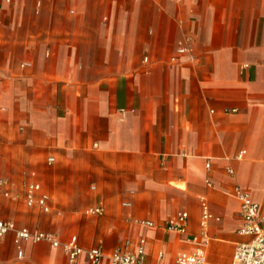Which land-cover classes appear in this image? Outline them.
Returning <instances> with one entry per match:
<instances>
[{
	"label": "crops",
	"instance_id": "0c3cea01",
	"mask_svg": "<svg viewBox=\"0 0 264 264\" xmlns=\"http://www.w3.org/2000/svg\"><path fill=\"white\" fill-rule=\"evenodd\" d=\"M0 177V219L106 255L142 236L145 264L195 248L205 196L207 258L230 264L248 238L232 187L264 212V0H0ZM28 182L49 210L26 204ZM181 209L184 234L165 227ZM65 262L0 236V264Z\"/></svg>",
	"mask_w": 264,
	"mask_h": 264
},
{
	"label": "built area",
	"instance_id": "2783aa9c",
	"mask_svg": "<svg viewBox=\"0 0 264 264\" xmlns=\"http://www.w3.org/2000/svg\"><path fill=\"white\" fill-rule=\"evenodd\" d=\"M9 2L10 0H4ZM176 51L178 53H191L193 46L191 37L183 36L177 41ZM23 65L29 64L27 61ZM121 116L125 111L119 108ZM238 158L242 156V150H239L236 155ZM54 159L53 156L47 157V162L50 163ZM209 163H206V167ZM228 173L232 174L233 169L227 167ZM8 181L4 177H0V188L3 193L8 194L6 188ZM40 189L38 182H28L27 191L25 193V201L27 205H37L40 209L47 211L49 205L47 204L46 194L35 195V192ZM231 193L239 201V213L241 216V226L239 233L246 235V240L236 243L232 260L230 264H264V212H260L259 204L253 200L249 191L235 184ZM200 227L201 232L194 234L191 240L197 242L195 248L187 254H179L175 257L173 264H214L206 255L204 244L206 242L205 229L211 219L218 217L211 211L208 200L205 196H200ZM124 205H129V201H123ZM101 207H87L85 213L99 214L102 213ZM188 212L186 210H178L173 216L168 217L165 221L166 229L180 234L187 231ZM137 222L144 225H153L154 221L150 219H138ZM11 232L15 242L20 241H47L53 246H61L65 255V264H78L79 257L84 252L88 259V264H101L104 257H107L110 264H145V238L140 236L135 242L126 238L123 243L115 247L109 254H105L100 245L84 248L78 244L75 235L71 236L67 241H61L57 235L49 230L39 228H30L28 226H18L13 220L0 219V236ZM22 250H18V255H21Z\"/></svg>",
	"mask_w": 264,
	"mask_h": 264
},
{
	"label": "rangeland",
	"instance_id": "374dc122",
	"mask_svg": "<svg viewBox=\"0 0 264 264\" xmlns=\"http://www.w3.org/2000/svg\"><path fill=\"white\" fill-rule=\"evenodd\" d=\"M42 221H39L38 223H41Z\"/></svg>",
	"mask_w": 264,
	"mask_h": 264
}]
</instances>
